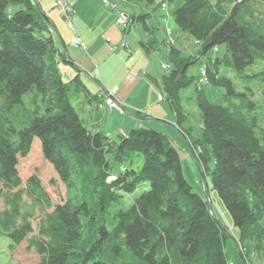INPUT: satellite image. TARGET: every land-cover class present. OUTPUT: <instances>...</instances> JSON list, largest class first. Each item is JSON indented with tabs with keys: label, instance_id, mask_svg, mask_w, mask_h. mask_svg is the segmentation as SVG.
Here are the masks:
<instances>
[{
	"label": "trees",
	"instance_id": "obj_1",
	"mask_svg": "<svg viewBox=\"0 0 264 264\" xmlns=\"http://www.w3.org/2000/svg\"><path fill=\"white\" fill-rule=\"evenodd\" d=\"M161 1L165 10L178 0ZM181 1L172 18L199 55L224 46L221 56L203 61L206 84L225 90V104L201 90L200 133L194 138L185 130L179 95L197 80L187 74L197 58L173 45H166L170 69L161 96L210 175L206 188L229 215L245 259L250 263L257 253L264 260V0ZM17 4L22 8L7 10ZM150 15L132 14L127 22L142 23L149 38L141 46L148 52L158 45L146 23ZM51 32L33 0H0V236L12 249L26 240L37 264H235L225 251L229 234L203 192L185 179L167 134L145 125L111 137L85 125L72 93L83 92L90 102L99 94L92 95L79 74L61 71L66 57ZM223 68L256 81L260 99L250 98L248 87L249 93L237 90ZM33 138L65 187V200L52 210L39 177L23 182L18 172V158L29 153Z\"/></svg>",
	"mask_w": 264,
	"mask_h": 264
},
{
	"label": "rangeland",
	"instance_id": "obj_2",
	"mask_svg": "<svg viewBox=\"0 0 264 264\" xmlns=\"http://www.w3.org/2000/svg\"><path fill=\"white\" fill-rule=\"evenodd\" d=\"M34 2L40 5L41 10L52 22L54 27H51V33L57 45L61 50L65 47L68 58L75 64L74 66L67 62H61V71L68 70L72 76L79 74L83 84L92 95L108 92L125 104L126 112H119L117 106L109 107L107 105L109 110L105 107L99 109L98 117L96 113L98 110L95 109L94 102L85 100L83 92H73L71 102L80 117H83L88 124L90 118L95 119L96 116L97 120L101 119V123L107 114L109 118L106 128L108 132H115L111 136L115 137L117 135L116 128L120 127V124L123 127L124 119L129 117H131L130 119L133 117L139 126H145L146 121L139 120L134 116L138 113L148 120L153 129L170 137L178 151L185 179L194 191L203 192L201 172H203L206 180L205 185L208 184L210 175H207L203 168L195 163L193 149L190 147L186 136L175 125L174 114L167 101L160 98L163 93L161 83L164 74L168 73L170 69L168 45H173L179 49L182 56L197 58L196 63L189 66L187 70L188 75H197V80L181 89L179 95L186 114V121L183 126L192 137H197L200 133L201 121L197 93L202 90V94L212 102L225 104L223 95L225 90L206 84V82L202 83L198 76L199 68L204 62L205 56H221L224 53V46H217L216 51L214 49L209 50L205 56L199 55L197 44L186 34H181L172 18V12L181 5V0L168 3L165 10L160 6L161 0H155L153 4L117 2L113 6L103 3L101 0H65L64 4H67L70 9L66 12L61 6H56L55 0H35ZM20 8L22 6L17 4L9 6L7 10L13 12ZM140 13H151L150 16L146 17V23L152 31V36L158 42L157 47L149 52L141 46V42H147L149 38L142 23L136 21L129 26L116 24L118 17ZM166 17H168L167 25L163 22ZM125 28H128L127 32H124ZM76 38L82 47L71 44ZM164 39L166 40L165 44L163 43ZM110 47L117 49L111 52ZM253 68H256V65L248 68L245 73H250ZM222 73L227 74L232 79L237 90L249 93L245 89L248 87L253 91V95H249L250 98L257 101L260 99L256 81L243 78L242 75H237L224 68ZM103 102L107 103V99H103ZM86 126L88 127V125ZM131 128L134 127L128 126L125 134H128ZM111 164L113 171L118 172L120 166L114 162ZM17 168L23 182L32 174L39 177L53 205L49 210L65 200V187L57 179L51 165L43 158L40 142L37 138H33L29 153L25 157L18 158ZM139 193L140 189L131 195L127 203L129 204L133 196ZM206 193L211 202L213 214L221 222L223 228L230 232L225 245L229 260L238 264L240 255L235 242L237 230L216 193L209 188H206ZM0 207H2L1 201ZM10 243L7 237L0 236V263L37 264L39 262V256L28 248L26 240L15 246L14 249L10 247ZM250 258L252 260L250 263L245 259L247 264H264L263 258L257 253H252Z\"/></svg>",
	"mask_w": 264,
	"mask_h": 264
},
{
	"label": "crops",
	"instance_id": "obj_3",
	"mask_svg": "<svg viewBox=\"0 0 264 264\" xmlns=\"http://www.w3.org/2000/svg\"><path fill=\"white\" fill-rule=\"evenodd\" d=\"M65 73H70L68 70L67 71H63ZM71 75V73H70ZM104 96H111L117 103H119L120 105H122L123 107L125 106V104H123L121 101H119L118 99H116L114 96H112L111 94H109L108 92H103L101 94H99V96L97 97V99L94 102L95 104V109L98 110L96 113L97 115L100 113V110H99V105H101L102 101H103V98ZM105 107V104L102 103V107L100 109H104ZM106 108V107H105ZM107 109V108H106ZM109 110V109H108ZM101 116V115H100ZM135 117H137V119L139 120H143V121H146V124L145 125H148L150 126L148 120H146L145 118H143L141 115H139L138 113H136L134 115ZM99 117V115H98ZM83 118V117H82ZM108 118L109 116H107V114L105 115V118H103V121L100 123V120H97V117L95 116V119H93L92 117L90 118L88 124L85 122V120L83 119L84 123L86 125H88L89 128L91 129H101L103 132L107 133L108 135L112 136L115 132H108L107 128H106V125H107V122H108ZM131 117H129L128 119H124V124H123V127H122V124H120V127L116 128V134L118 133H121V134H125L127 129H128V126L129 127H136V126H139L137 121L134 120V118L132 117V119H130ZM97 120V122H96ZM131 125V126H130ZM125 127V128H124ZM151 127V126H150Z\"/></svg>",
	"mask_w": 264,
	"mask_h": 264
},
{
	"label": "built area",
	"instance_id": "obj_4",
	"mask_svg": "<svg viewBox=\"0 0 264 264\" xmlns=\"http://www.w3.org/2000/svg\"><path fill=\"white\" fill-rule=\"evenodd\" d=\"M103 3L105 4H109L111 6H113V3L110 1V0H102ZM65 3V0H55V4L58 6H61L64 10V12L66 11H70L69 7L67 6V4H64ZM116 23L117 25H125L126 24V17L122 16V17H118L116 19ZM78 41H75L74 44H77ZM112 50H114L115 48L112 47L111 48ZM200 81L203 83L206 81V78H205V71L204 70H201V78H200ZM107 105L110 106H115L114 102L110 99V98H107Z\"/></svg>",
	"mask_w": 264,
	"mask_h": 264
},
{
	"label": "water",
	"instance_id": "obj_5",
	"mask_svg": "<svg viewBox=\"0 0 264 264\" xmlns=\"http://www.w3.org/2000/svg\"><path fill=\"white\" fill-rule=\"evenodd\" d=\"M35 1V0H34ZM37 4V3H36ZM38 5V7H39V9H40V6H39V4H37ZM63 52L65 53V55H66V59H67V63H70V64H72V65H74L75 66V64H73V62L68 58V55H67V52H66V49H65V47H63ZM118 105L120 106V107H122L119 103H118ZM122 109H123V111L124 112H126V110L122 107ZM190 149V148H189ZM190 151V150H189ZM190 154H191V151H190ZM193 158V157H192ZM195 161V160H194ZM196 163V162H195ZM200 168V167H199ZM202 173V183H203V194H204V197H205V200H206V202H207V204H208V206H209V210H210V212L211 213H213V211H212V207H211V202H210V200H209V198H208V196H207V193H206V185H205V182H206V180H205V178H204V176H203V172H201ZM222 226V225H221ZM223 227V226H222ZM226 230V232L230 235V232H229V230L228 229H225ZM235 242H236V245L238 246V250H239V255H240V258H241V261H242V264H247V262H246V260H245V258H244V256H243V254L241 253V249H240V245H239V242H238V240H237V238H235Z\"/></svg>",
	"mask_w": 264,
	"mask_h": 264
},
{
	"label": "bare ground",
	"instance_id": "obj_6",
	"mask_svg": "<svg viewBox=\"0 0 264 264\" xmlns=\"http://www.w3.org/2000/svg\"><path fill=\"white\" fill-rule=\"evenodd\" d=\"M117 2H123V3H125L124 0H116V3ZM116 3H113V5H116ZM126 22H128V16H126ZM201 70H204L205 71V78H206L207 77V72H206V66H205L204 62L200 65V68H199V74H198L199 79L201 78Z\"/></svg>",
	"mask_w": 264,
	"mask_h": 264
}]
</instances>
